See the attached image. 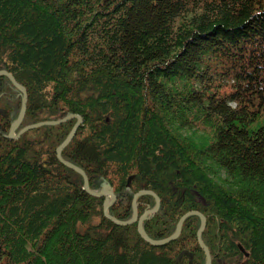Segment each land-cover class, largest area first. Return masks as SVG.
<instances>
[{
  "label": "trees",
  "instance_id": "1",
  "mask_svg": "<svg viewBox=\"0 0 264 264\" xmlns=\"http://www.w3.org/2000/svg\"><path fill=\"white\" fill-rule=\"evenodd\" d=\"M0 71L26 93L14 135L80 117L60 158L110 218L149 191V240L195 211L210 264H264V0H0ZM20 103L0 76V264L205 263L196 216L159 246L103 216L55 156L74 119L9 139Z\"/></svg>",
  "mask_w": 264,
  "mask_h": 264
},
{
  "label": "water",
  "instance_id": "2",
  "mask_svg": "<svg viewBox=\"0 0 264 264\" xmlns=\"http://www.w3.org/2000/svg\"><path fill=\"white\" fill-rule=\"evenodd\" d=\"M0 76H5L9 80V82L12 84V86L21 95V103H20V108H19V113H18L17 120L12 124L11 128L9 129L8 135H7L9 139H17L22 133H24L26 131H29V130H32V129H35V128H39L41 126H55L57 124H60V123L66 122L68 120L74 119L75 120L74 125L70 129V131L67 134V136L64 139V141L56 149L55 156H56V159L58 160V162L61 163L64 167L74 171L75 173H77L78 175L81 176V178L83 180V190L88 195L93 196V197H98V198H105V201H104V204H103V216L105 218L109 219L110 221H112L113 223H115L116 225H129V224L136 223L137 234L142 238V240H144L146 243H148L151 246H159V245H163V244H166V243H169V242L175 240L178 237L179 233H180V228H181L183 220L185 218L189 217V216H196L199 219V227H198V230L196 232V242H197L199 248L204 253V256H205V263L204 264H210V259H209L208 252L204 248V246L202 245L201 240H200L201 233H202V231H203V229L205 227V219L198 212L190 211V212H187L184 215H182L179 218L178 222H177V225H176L174 233L170 237H168V238H166L164 240H161V241H151V240H149L146 237V235L143 233L142 228H141V222L145 218V216L148 215V214L155 213L157 208H158V205H159L158 198L153 193H151L149 191H140V192H137V193H135L133 195L132 201H131L132 215H131V218L128 221L119 222V221H116V220L110 218L107 215L106 209L115 200L114 195L112 194V192L110 190H104V191H101V192H91V191H89L88 190V185H87V180H86V177L84 176L83 172L81 170H79L78 168L74 167L73 165H71V164H69L67 162H64L60 158L61 150L70 142V140L72 139V137L75 134L76 129L78 128V126L81 123V119H80L79 116H77V115H68V116H66V117H64V118H62V119H60L58 121H45V122H40V123H36V124H33V125L25 126L21 130H19V132L16 135H14V131L17 128V126L20 124V122L22 120V117H23V114H24L26 93H25V90L23 88H21L19 85H17L15 83L13 78L8 73H6L4 71H0ZM141 195H149V196H151L154 199V207L151 210H148V211L144 212L139 218H137L135 200H136V198L138 196H141Z\"/></svg>",
  "mask_w": 264,
  "mask_h": 264
},
{
  "label": "rangeland",
  "instance_id": "3",
  "mask_svg": "<svg viewBox=\"0 0 264 264\" xmlns=\"http://www.w3.org/2000/svg\"><path fill=\"white\" fill-rule=\"evenodd\" d=\"M205 134L206 133L203 130H201L200 128H196V129L194 128L192 131H188V132L184 133V135L191 137L197 143H201L202 139L205 138ZM217 176L215 178L216 180H218V178L222 179L224 177L222 172H218Z\"/></svg>",
  "mask_w": 264,
  "mask_h": 264
}]
</instances>
